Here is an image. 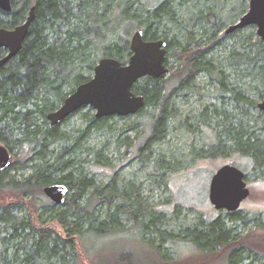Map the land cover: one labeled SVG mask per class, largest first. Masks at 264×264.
I'll return each mask as SVG.
<instances>
[{"label":"trees","instance_id":"obj_1","mask_svg":"<svg viewBox=\"0 0 264 264\" xmlns=\"http://www.w3.org/2000/svg\"><path fill=\"white\" fill-rule=\"evenodd\" d=\"M140 1L13 0L11 13L0 10V28L12 29L24 22L35 6V19L22 51L0 69V142L11 154L18 151L23 156L21 162L0 170V193L39 202L43 208L39 214L41 226L37 227L31 217L17 216V210L24 204L0 205V264H82L78 249L82 240L90 235L105 236L124 230L123 219L132 221L134 231L158 249L154 253L161 256V262L151 259L152 264L170 262L163 250L168 242L171 246L186 240L195 249L208 253L229 248L235 228L229 227L220 216L210 221L202 218L193 228L175 233L165 228L166 213L152 205L142 184L118 178L117 173L107 184L96 182L95 169L111 167L112 160L103 147L91 148L87 142L95 132L113 133L115 130L109 122L113 117L99 119L93 115L74 136L61 129L66 121L52 127L47 120V115L69 96L67 87L72 93L91 79L84 71L94 73L101 55L123 64L129 61L132 54L129 34L135 27L143 29L145 40L164 39L168 52L174 51L182 67L178 70L176 90H195L201 74L212 76L216 70L212 54L214 47L222 44L219 34L248 10L247 0H156L159 3L154 8L148 2L145 9L138 10L135 6ZM189 27L198 30L200 38L195 36L198 33L186 31ZM5 53L0 48V59ZM230 56L239 66L245 65L242 73L258 79L264 97V40L258 39L244 53L236 54L232 50ZM217 79L224 106L206 107L195 119L198 124L209 126L215 120V127L220 130L218 145L199 149L194 155L217 157L213 151H222L220 156L240 154L264 174V138L258 133L264 129V111L258 117L251 115L248 106L257 108V103L249 100L240 87H230L222 71ZM171 80L172 77H146L133 87L145 99L139 114L147 107L159 108L150 134L138 150L142 161L149 160L153 145L166 141L176 117L175 91L171 93L169 88ZM227 102L234 105L235 111L226 109ZM236 111L240 117L234 114ZM185 123L192 128L187 119ZM177 165L162 159L156 161L161 186L165 184L166 173H172ZM27 166H32L29 175L20 176L16 172ZM56 184H63L69 190L60 206L43 198L44 188ZM181 211L182 206H173L175 214ZM46 213L48 216L44 218ZM227 216L231 222H246L238 212H227ZM51 222L62 227L65 235L48 227ZM124 254L129 259L134 256ZM252 257L257 255L246 243L228 251L225 260L226 264H245Z\"/></svg>","mask_w":264,"mask_h":264},{"label":"rangeland","instance_id":"obj_2","mask_svg":"<svg viewBox=\"0 0 264 264\" xmlns=\"http://www.w3.org/2000/svg\"><path fill=\"white\" fill-rule=\"evenodd\" d=\"M148 2L153 8L159 3L156 0H141L135 8L145 9V4ZM118 15L119 12H116L115 17L118 18ZM238 20L229 22L225 30L219 34V37L223 39L222 44L215 46L212 54L216 70L212 76L201 74L196 80L195 90L189 92L176 90L178 70L182 68L180 67L181 62L174 56L173 50L168 53L170 73L164 77L165 79L172 77L169 88L171 93L175 91L173 100L177 113L171 122L166 141L152 146L153 152L149 160L142 161L138 150L150 134V126L157 117L159 108L147 107L142 114L113 117L109 121L115 130L113 133L95 132L87 142L91 148L103 147L105 154L112 160L111 167L95 169L96 182L107 184L110 177L117 173L118 178L134 180L136 183L142 184L144 193L149 197L152 205L158 211L166 213L168 221L165 228L168 231L172 230L178 233L183 229L193 228L194 224L202 218L205 221H210L218 216L227 222L229 227L235 228L234 238L227 245L229 248L218 249L213 253L201 252L186 240L180 239L181 241L171 246L168 245V242L164 245L165 248L163 247L164 252L171 259L167 264H226V253L239 244L246 243L252 247L257 258L252 257L244 263L264 264V174L260 169L256 170L249 158L240 154L231 152L228 156H220L222 151H213V154L217 153V157H203L202 153L197 157L194 155L199 149L207 150L211 146L218 145L217 134L220 130L215 127V120L209 126L198 124L195 118L206 107L210 109L215 106L222 107V99L219 97L221 85L217 79V75L221 71L226 78L225 82L230 87H240L245 91L249 100L257 103V108L248 106L250 114L258 117L261 111L258 104L264 100V97H262L258 79H252L246 73H242V69L246 68L245 65L239 66L236 61L230 59V51L235 50L236 54L244 53L251 49V44L260 39L257 34V26H248L226 35V30ZM136 30L137 27L129 34L130 40ZM190 30V27L186 29V31ZM196 31H194L195 34L198 33V30ZM199 35L198 33L195 36L200 38ZM179 37L183 40L184 35L181 34ZM101 58H103L102 55ZM84 73L86 76H93V73L86 69ZM71 91V88H66V93L69 96L73 93ZM225 105L229 112L235 111L232 103L227 102ZM95 113L96 111L91 107L79 110L61 125V129L72 136L77 135V132L86 126L88 119ZM234 114L240 117L237 111ZM186 119L192 125L191 129L186 127ZM132 124H135L133 128H131ZM122 129L127 130L123 132ZM258 133L261 138H264V129ZM119 143L121 144L118 145ZM0 145L3 144L0 142ZM55 147L57 148V145ZM22 159L23 156L16 151L15 154H12L11 165L18 161L21 162ZM158 159L164 160L165 163L179 164L172 173H166L163 179L165 184L162 186L158 182L161 173L156 171L155 167ZM227 164L238 167L247 176L246 181L251 194L238 211L241 218L245 219V223L244 221L231 222L227 212L217 211L209 200L211 180L215 173ZM31 167L27 166L16 172L20 176L29 175L32 172ZM43 198L46 199V202L50 201L46 196ZM13 203L24 204L16 212L18 217H31L37 227L41 226L39 214L43 212V208L39 206V202L15 198L7 192L0 193V205ZM174 205L182 206L180 214L173 212ZM47 216L46 213L43 217ZM259 224L260 226H258ZM48 227L63 236L65 235L62 227L55 222H51ZM122 227L124 230L121 228L113 234L85 237L78 247L81 263L116 264L117 261H120L127 264H152L155 260L161 262V256L154 253L158 249L150 243H146L142 235L134 231L132 221L123 219ZM124 253H133L134 256L129 259Z\"/></svg>","mask_w":264,"mask_h":264},{"label":"water","instance_id":"obj_3","mask_svg":"<svg viewBox=\"0 0 264 264\" xmlns=\"http://www.w3.org/2000/svg\"><path fill=\"white\" fill-rule=\"evenodd\" d=\"M13 0H0V10L11 13ZM248 11L229 27L227 34L248 26H257V34L264 40V0H248ZM35 19V6L31 7L27 19L12 28H0V48L6 51L0 59V69L15 59L22 51ZM131 57L127 63L112 57L99 59L93 76L78 85L63 104L47 115L52 127L58 126L84 107L93 108L95 117H127L137 114L145 99L133 91L135 84L143 78L160 79L166 76L168 49L164 39L148 41L143 29H137L130 40ZM264 111V100L258 104ZM12 154L5 145H0V170L11 166ZM247 176L238 167L227 164L213 176L209 188V200L217 211L238 212L242 203L250 197ZM69 194L63 184L44 188V195L56 205H63Z\"/></svg>","mask_w":264,"mask_h":264},{"label":"flooded vegetation","instance_id":"obj_4","mask_svg":"<svg viewBox=\"0 0 264 264\" xmlns=\"http://www.w3.org/2000/svg\"><path fill=\"white\" fill-rule=\"evenodd\" d=\"M248 1V0H247ZM248 8H249V6H248ZM248 11V10H247ZM234 25V24H233ZM231 27V26H230ZM228 30V29H227ZM227 30H226V35H230V34H232V33H230V34H227ZM236 31H238V30H236ZM236 31H234V32H236ZM169 53V52H168ZM167 58H168V56H167ZM170 73V72H169Z\"/></svg>","mask_w":264,"mask_h":264}]
</instances>
